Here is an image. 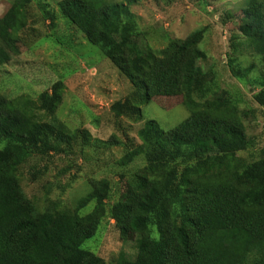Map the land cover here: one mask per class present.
Returning <instances> with one entry per match:
<instances>
[{
    "label": "trees",
    "instance_id": "obj_1",
    "mask_svg": "<svg viewBox=\"0 0 264 264\" xmlns=\"http://www.w3.org/2000/svg\"><path fill=\"white\" fill-rule=\"evenodd\" d=\"M138 1L58 3L62 17L131 83L110 106L117 127L122 119L138 122L142 105L151 101L167 109L185 105L188 117L167 130L149 119L135 130L139 140L122 125V133L100 140L57 114L64 76L36 98L0 91V264H264V134L248 131V100L241 90L222 87L213 65H203L210 56L201 47L205 27L154 48L133 10ZM47 6L41 0L12 1L0 16L1 62L21 52L20 31L32 10L54 27L56 17ZM237 21L226 65L252 86L264 107V0H246ZM246 49L261 58L262 68L246 62ZM98 142L123 147L118 199L110 202L119 189L107 176H89L90 188L75 204L53 199L50 186L42 197L26 191L21 170L27 161H39L30 179L35 183L49 172L43 158L60 157L71 187ZM140 156L143 165L128 171ZM107 218L122 240L137 238L134 256L123 251L106 259L84 245Z\"/></svg>",
    "mask_w": 264,
    "mask_h": 264
},
{
    "label": "rangeland",
    "instance_id": "obj_2",
    "mask_svg": "<svg viewBox=\"0 0 264 264\" xmlns=\"http://www.w3.org/2000/svg\"><path fill=\"white\" fill-rule=\"evenodd\" d=\"M41 1L47 2V7L53 10L56 17L54 27L51 28L49 19L42 18L41 11L32 10L35 16L29 13L28 26L20 31L23 40L21 52L12 54L8 62H1L0 59V91L5 96L14 98L26 94L36 98L64 76L66 86L57 114L70 127L87 128L94 138L100 140H107L121 125L130 138L139 140L135 130L149 119L156 120L161 128L167 130L188 117L189 111L185 105L167 109L151 101L142 105V118L138 122L122 119L117 127L110 106L129 92L131 83L98 51L96 45L88 41L67 18L62 17L58 3L60 0ZM245 3L246 0H140L133 10L138 14L147 40L154 48H162L170 39L184 38L190 32L205 27L201 47L210 56L203 65L215 67L222 87L242 91L250 105L249 120L246 121L248 131L261 136L264 134V107L254 99L252 86L247 87L234 77L226 65L235 43L232 34L237 30V20ZM32 26L35 30L31 29ZM246 50L243 51L246 62L255 63L257 70L262 68L261 58ZM119 132L122 133V130ZM262 141L264 145V139ZM122 151V146L109 148L99 142L95 149L89 148L91 157L81 162L82 175L71 187L68 186L70 172L63 171L65 161L55 156L43 158L41 165L47 164L49 172L31 183L30 179L40 167L38 159L32 158L22 166L24 187L29 194L42 197L50 186L53 199L75 204L89 190V176H107L111 178L115 189H119L113 194L112 203L120 196L121 187L115 185L117 173L123 169L117 162ZM143 162V157H138L128 166V171H134ZM136 240V237L122 240L115 221L107 218L96 235L86 240L84 245L106 259H113L123 251L128 256H134L137 252Z\"/></svg>",
    "mask_w": 264,
    "mask_h": 264
},
{
    "label": "crops",
    "instance_id": "obj_3",
    "mask_svg": "<svg viewBox=\"0 0 264 264\" xmlns=\"http://www.w3.org/2000/svg\"><path fill=\"white\" fill-rule=\"evenodd\" d=\"M12 1L13 0H0V16L11 7Z\"/></svg>",
    "mask_w": 264,
    "mask_h": 264
}]
</instances>
